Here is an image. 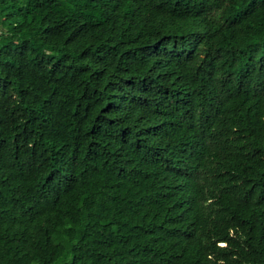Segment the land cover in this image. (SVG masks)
I'll list each match as a JSON object with an SVG mask.
<instances>
[{"label": "trees", "instance_id": "1", "mask_svg": "<svg viewBox=\"0 0 264 264\" xmlns=\"http://www.w3.org/2000/svg\"><path fill=\"white\" fill-rule=\"evenodd\" d=\"M0 264H264V0H0Z\"/></svg>", "mask_w": 264, "mask_h": 264}]
</instances>
